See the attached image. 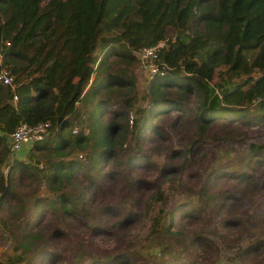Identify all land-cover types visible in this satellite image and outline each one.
<instances>
[{
    "label": "trees",
    "instance_id": "obj_1",
    "mask_svg": "<svg viewBox=\"0 0 264 264\" xmlns=\"http://www.w3.org/2000/svg\"><path fill=\"white\" fill-rule=\"evenodd\" d=\"M2 37L0 264H264V142L223 159L264 129V0H0ZM161 40L142 88L136 53Z\"/></svg>",
    "mask_w": 264,
    "mask_h": 264
},
{
    "label": "built area",
    "instance_id": "obj_2",
    "mask_svg": "<svg viewBox=\"0 0 264 264\" xmlns=\"http://www.w3.org/2000/svg\"><path fill=\"white\" fill-rule=\"evenodd\" d=\"M0 45V63H2L3 58L5 57V49L11 45V41L2 37ZM166 45V41L161 40L156 45H146L141 47L136 53L140 60V66L150 68L151 78H153L159 70L156 59L158 58L161 49ZM0 80H2L4 84L12 86L14 90L17 87L15 75L8 66H2L0 68ZM17 98L18 95L16 94L15 99ZM51 126L52 123L49 120L40 121L35 125L28 122H22L19 124L9 136L11 145L10 160L13 162L15 154H20L25 157L36 142L42 141L47 137L51 131ZM75 131H77V129H75Z\"/></svg>",
    "mask_w": 264,
    "mask_h": 264
},
{
    "label": "rangeland",
    "instance_id": "obj_3",
    "mask_svg": "<svg viewBox=\"0 0 264 264\" xmlns=\"http://www.w3.org/2000/svg\"><path fill=\"white\" fill-rule=\"evenodd\" d=\"M171 33H173L172 29H171ZM138 70H139L141 87L144 88L147 85V83L149 82V80L152 79L150 76V68L149 67H142L139 65ZM215 75H217V74H215ZM219 86H220L219 84L211 82V84H210L211 91L214 92V89L215 90L218 89ZM104 114L108 115V114H110V112L107 110V111H105ZM172 115L175 116V112H173ZM260 128H261V124L255 126L253 128L256 133L252 135V138L249 139L243 147H239V145L236 141H229V142L223 143V145L225 146L224 147V154L225 155L223 156L224 162H229V160L235 156L236 150H239V149L245 150V148L247 149L248 145L250 144L251 141H253V142H264V129L260 130ZM75 129L79 130L80 127L76 126ZM106 165H107V163H106ZM40 167H43L42 163L40 164ZM133 169L136 170L138 173H150L152 171L149 166H143V165H138V164H134ZM263 169H264V166L260 169V172ZM78 178L83 179L82 173H78ZM216 181L221 186H230L234 182V177L227 172L221 171L219 173V175L217 176ZM113 183L118 184V180L114 179ZM51 195H54V194L52 193ZM95 201H96V195L94 194L93 202L95 203ZM48 215L49 214L47 213V216ZM180 216L184 218L187 216V214L181 213ZM36 221L38 223H42V217L40 215H38L36 218ZM105 235H107V233L103 232L100 234V237H103ZM11 243H12V241H11L10 237H6L5 234H3V231L1 230V227H0V257L6 258V254L12 252V249H11L12 244ZM40 261H42V264H56L55 262H53L49 258L44 259V260H40ZM37 264H40V262L38 261Z\"/></svg>",
    "mask_w": 264,
    "mask_h": 264
}]
</instances>
